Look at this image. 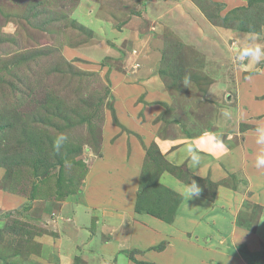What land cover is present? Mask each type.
<instances>
[{"label":"rangeland","instance_id":"obj_1","mask_svg":"<svg viewBox=\"0 0 264 264\" xmlns=\"http://www.w3.org/2000/svg\"><path fill=\"white\" fill-rule=\"evenodd\" d=\"M80 1L0 0V264H61L59 245L66 234L62 233V229L57 228L55 231L52 227L45 226L48 216L59 212L60 204L57 207L51 206L50 209L39 208L45 204L48 196L56 195L59 184V167L56 164L63 165L60 197L57 200H72L74 204L86 202V196L90 193L86 181L90 174L88 165L100 159H109L114 151L130 157L134 145L146 150V162L148 151L154 145L148 143L150 138L147 135L152 128L143 126L146 121L151 125H160L159 128L167 134L170 133L172 122L182 118L186 109L187 114L189 111L194 116L191 120L203 128L206 112H202L204 109L199 107L195 109L193 105L209 103L210 88L215 89L234 81L244 65L248 67L252 64L248 61H236L232 49L245 45H259L264 49V23L260 34L236 29L241 21L250 19L246 18L248 13H238L228 22L231 27H225L215 24L222 23L219 22L220 17H214L218 20L211 22L192 0H185L192 3L202 17L197 22L200 27L198 30L194 27L193 19H189L187 23L184 17L178 18L177 15L180 14L174 12V2L171 1H166L169 5L172 3V7L165 8V12L158 8L163 7L162 0L153 1L154 5L150 9L141 4L140 13L150 12L153 16L154 11V17L159 23H153L142 14L135 15V5L128 3V0H97L105 6L101 7L103 17H99V10L95 16L94 12L90 14L87 10H80ZM199 1L204 12L209 13L214 8L212 5L208 6L209 0ZM252 6L251 12L256 17L252 21L259 25L261 16H264V3H254ZM123 9H126L128 16L123 13ZM227 12L228 9L224 8L220 12L221 17ZM164 13L169 14L167 21L172 26H165L162 22ZM83 16L91 20V26L96 28L97 35L78 22ZM158 16L162 19H158ZM89 19H85L86 22ZM156 24L163 27L155 36L160 43H150V49L140 45L139 42L146 40L149 29ZM91 37L92 41H89ZM145 51L148 54L158 51L156 73L170 93V101L163 103L164 109L153 114L152 120L145 117L147 101L142 97L133 95L129 100V107H120L118 110L114 94L118 84L125 80L124 77H133L135 72L132 71H136V67L140 65L136 63L135 67L128 69L127 61L132 57L144 56ZM259 65H264V58ZM162 70L167 72L165 77L161 74ZM185 77L189 78L187 86L183 83ZM177 92L180 93L175 94ZM228 95L230 94L223 97L224 101L234 98ZM139 105L142 109L136 112L134 109H138ZM128 124H135V127ZM252 126L243 125L242 129L257 128ZM183 131L185 134L186 129ZM61 133L68 140L57 154L53 142ZM7 156L11 157L8 161L5 159ZM65 161L70 162L71 166H65ZM144 167L145 163L141 176L146 172ZM186 172L197 176L188 170ZM198 177L203 180L211 179L210 176ZM232 178L229 181L227 179L226 183L230 191H235L236 179L233 178V184ZM181 179L178 180L186 185V180ZM213 185L214 188L217 183ZM34 187H39V190L35 191L36 195L33 197ZM91 191L95 190L91 188ZM204 191L208 194L209 190ZM244 192L242 194L247 196V200L238 222L244 227L251 226L247 229L253 232L260 208L252 207L254 204L250 200L253 193L247 190ZM104 194L109 198L108 193ZM7 197L13 198L15 202L9 205L3 201L2 204V200ZM230 198L231 203L237 204L236 196ZM159 199L158 195L149 198L154 204L159 203ZM111 201L118 204L115 199ZM167 201L172 203L173 198ZM33 205L36 206L32 211ZM102 207H91V210L85 207L81 217L90 218L96 225L99 224L101 228L98 238L103 236V242H121V246L114 247L112 257L102 256L106 250L101 247L97 249L98 245L90 247L102 254L95 256L92 261L89 249L84 246L85 251L79 258V264H88L89 261L90 264H99L100 261L102 264H165L164 259L161 263L158 261L160 257L151 258L149 252L164 254L168 251L170 237L155 239V244L148 246L146 250L141 247L131 248V245L127 247L125 243H129L131 224L120 223L113 219L114 216H106L108 218L104 224V213L99 210ZM262 221L260 225L264 237V220ZM120 226L127 230L125 234ZM143 227L148 228L142 223L137 226L140 231L144 230ZM76 233L86 236L78 244V248L74 244L72 246L74 252L78 253L77 250L83 248L80 244L89 242V235L79 227L76 228ZM185 237L196 242L189 239V234ZM161 245L164 248L158 249ZM237 249L244 263L264 264V254L259 256L247 253L244 245H237ZM202 255L195 251L188 253L183 256L182 264H198ZM218 257L209 256L204 264H219ZM222 264H227L226 260Z\"/></svg>","mask_w":264,"mask_h":264},{"label":"crops","instance_id":"obj_2","mask_svg":"<svg viewBox=\"0 0 264 264\" xmlns=\"http://www.w3.org/2000/svg\"><path fill=\"white\" fill-rule=\"evenodd\" d=\"M129 1L130 4L131 2L134 3L136 11H140L141 4L144 3L150 9L153 7L152 2L155 0H142L143 3H139L137 0ZM166 1L174 2V6H170L172 3L169 5ZM162 2L163 7L159 6V9H164L165 12V8L172 7L174 12L180 14L177 15L178 18L183 19L184 17L187 19V23H189V19H193L195 21L193 23L194 27L200 30L197 22H200L202 17L192 3L185 0H162ZM214 2L225 4L228 11L236 7L247 6L248 3L247 0H214ZM101 7L104 8L105 6L97 0H81L78 6L80 10H87L90 14L94 12V16L99 10V17H103ZM123 10V13H127L125 12L126 9ZM149 13H144L142 16L153 23H159L154 17V11L153 16ZM168 15L164 13L162 14L164 18L158 16V19H162L165 26H172L167 21ZM94 18L97 20L96 17ZM134 18L140 19L138 17ZM85 19L89 18H80L78 22L96 33V28L91 26V20L89 19L90 21L86 22ZM160 28H163L160 24L152 26L149 29V34H146V40L139 42V44L145 47H149L150 43L156 45L159 41H156L155 36L161 30ZM93 38L95 39L94 36ZM145 52L144 56L132 57L134 61L132 58L127 61L128 69L132 66L135 67L136 63L140 65L136 67V71H132L135 72L133 77H124L125 80L118 84L114 94L117 97L116 108L118 110L120 107L123 109L128 108L129 100L132 99L133 95L134 97H142L144 101H147V104L145 103V117L152 120L153 114L155 115L164 109L165 105L163 103L170 101V93L156 73L155 66L159 62L158 51L153 52V54H148V51ZM259 63H252L248 67L244 65L236 74L234 81L227 82L215 89L210 88L208 91L209 103H206V105H193L195 109L199 107V109H204L202 112H206L203 128L199 127L197 122L191 120V117L194 116L189 111L187 114L186 109L182 118L175 119L172 122L170 133L166 134L162 128H159L160 125L158 124L151 125L148 121L143 124V126H150L154 130H150V134L147 135L150 138L148 143L156 144L167 161L193 174L195 173L197 176H210L211 179L209 180L217 183L215 198L209 199L199 196L188 200L181 194L185 185L170 173L164 172L160 177V183L183 196V201L179 205L174 221L167 224L150 215L139 214L135 210V204L142 168L145 163L146 150L139 147V145H134L132 147L134 151L130 157L122 152L114 151L109 159L105 161L100 159L94 161L95 163L92 165H88L90 174L86 181H88L87 188L90 193L86 196V202L81 201L74 204L72 200L60 202L57 199H52L45 200V204L39 207L50 209L51 206L57 207L60 204L61 208L58 207L59 212L48 216L45 226L52 227L55 231L57 228L62 229V233L66 234L63 237V242L59 245L60 257L62 258L61 264H75L76 258L79 259L85 251L84 246L89 249V255H92L91 261L95 259V256L99 257L102 254L96 249L91 250L90 247L98 245L97 249L101 247L106 250L105 255L102 256L112 257L114 247L121 246V242H103L101 240L103 236L98 238L100 237L98 232L101 228H99V224L96 225L90 218L84 219L81 217L82 213L85 212V207L91 210V207L93 209L99 206H103V209L99 208V210L104 213L105 219L102 220L104 224L109 216H114L113 219L120 223L127 222L131 224L129 243H125L127 247L131 245V248L141 247L146 250L148 246L155 244V239L160 240V238L170 237L168 251L164 254L159 255V253L152 254L149 252L151 258L160 257V259L157 258L160 263L164 259L165 264H182L184 263L183 256L195 251L196 254H203L198 264H204L206 258L209 256L215 258V255L219 256L217 258L219 264H222L223 260H226L227 264H246L238 252L237 245H244L249 253L264 254L263 228L260 225L264 220V168L255 166L257 156L264 151V145L256 142L260 135L258 130L264 129V65L260 67ZM178 93L180 92L175 94ZM227 94L234 98L224 101L223 97ZM140 106L134 110L140 112L142 109V107L139 108ZM209 118L213 119L210 120ZM128 125L135 127V124ZM243 125H253L252 127L257 126V128L255 130L252 128L243 130ZM183 129H186L185 134H183ZM214 137L222 142V149L217 147ZM193 156L198 158V163L193 164L191 162ZM231 176L236 179L237 190L235 191H230L226 183L232 178ZM91 188L95 191L92 192ZM245 190L253 193L251 200H249L257 207H252L255 209L260 208L256 225H253V232L248 230L251 228V222L248 225L249 228L240 225L238 222L240 216L242 217V210L247 200V196L242 194ZM104 193H108L109 198ZM233 195L236 196L237 204L231 203L230 197ZM112 199H115L118 204L112 202ZM3 201L9 205L15 202L11 197L2 200V204ZM107 202L108 204H106ZM35 206L33 205L32 211ZM141 223L147 225L148 228L143 227L144 230L140 231L137 226H140ZM78 227L89 235L87 239L89 242L80 244L83 248L77 250V253L74 252L73 244L78 248V244L86 238L82 233L77 235L76 228ZM120 228L123 234L127 232L121 226ZM186 234H189V239L196 242L189 241L185 237ZM99 264H102L101 261ZM128 264L130 263L128 262Z\"/></svg>","mask_w":264,"mask_h":264},{"label":"trees","instance_id":"obj_3","mask_svg":"<svg viewBox=\"0 0 264 264\" xmlns=\"http://www.w3.org/2000/svg\"><path fill=\"white\" fill-rule=\"evenodd\" d=\"M142 0H137V2L142 3ZM200 9L203 11V13L206 15L207 19H209L211 22H215L216 18L214 17H220L219 22L222 23H215L218 25H222L225 27H231L229 25V21L234 19L236 15L240 12L248 13L246 18V22L239 23V25L236 27L238 31L242 32H256V33H261L262 32V26L264 23V16L262 18L261 16V23L259 25H256L257 22H254L252 20H256V17H254V14L251 12L252 5L254 3H264V0H249L247 6H241V7H236L231 10H229L225 16L221 17L220 12L226 8V5L223 3L219 2H214L212 0H209L208 6H213L214 8L210 9L211 14L207 12H204V10L201 7V4L199 3V0H192ZM130 1L128 0V3ZM144 4V3H143ZM200 5V6H199ZM221 6V9H220ZM205 9V8H204ZM134 14L136 15H141L140 11H136L134 9ZM259 16V18H260ZM228 24V25H227ZM82 26V24H81ZM85 29H88L83 25ZM90 30V29H88ZM91 31V30H90ZM92 32V31H91ZM89 41H92V37ZM91 43V42H90ZM167 72L165 70L161 71L162 76H164ZM166 76V75H165ZM164 76V77H165ZM173 76V75H172ZM174 77V76H173ZM174 80H176L174 78ZM154 147V148H153ZM7 161L11 159L10 156H7L5 158ZM55 166L59 167V178H58V189L56 192L55 196H48L49 199H54L60 197V185L62 182V176L60 175L62 173L63 165L61 163L56 164ZM54 167V166H52ZM145 170L143 176H141L140 184H139V192L137 194L136 198V204H135V210L136 212L140 214H147L152 217H155L167 224H170L174 221L175 215L177 213V210L179 208V205L181 204L182 197L178 195L177 193L173 192L171 189L165 187L160 183V176L164 172H169L175 176H177L178 179L184 178L187 183H191L192 180H195L196 183L199 185L201 188V194L200 196L213 199L216 195L215 191L217 186L213 188V183L210 182L209 180H203L198 176H192L190 173L186 172L185 170L179 166H176L169 161H167L163 155L160 153V150L156 146V144L152 145V148L148 151V156L146 158L145 162ZM37 173V172H36ZM183 175H185L183 177ZM193 177V178H192ZM184 179H181L185 181ZM204 183V184H202ZM204 186V187H203ZM204 188V189H203ZM209 190L208 194H206L207 191L204 190ZM39 187H34L32 196L34 197L36 195L35 191L38 192ZM35 193V194H34ZM155 195L160 196V199L158 200L159 203H153L152 201L150 202L149 198L154 197ZM54 197V198H53ZM173 198V202L170 203L167 201V199ZM148 199V200H147ZM255 206V205H254ZM257 207V206H255ZM164 248L163 245H161L158 249ZM247 251V250H245ZM242 253V252H241ZM248 253V251H247ZM242 255L245 257V254L242 253ZM260 256V254H259ZM133 259V258H132ZM80 259H76L75 264H79ZM141 264H150V263H141Z\"/></svg>","mask_w":264,"mask_h":264},{"label":"clouds","instance_id":"obj_4","mask_svg":"<svg viewBox=\"0 0 264 264\" xmlns=\"http://www.w3.org/2000/svg\"><path fill=\"white\" fill-rule=\"evenodd\" d=\"M232 52L234 53V59L238 62L243 63L244 61H248L250 63H259L262 58H264V49H262L259 45L256 47H251V46H243V47H234L232 49ZM247 65H245L246 67ZM183 83L185 86L188 85L189 83V78L185 77L183 80ZM260 132V135L257 139V144L264 145V129L258 130ZM214 142L216 143L217 147L219 149L223 148L222 142L216 140L214 137ZM68 137L61 133L59 134L54 142H53V148L57 154L60 153L62 147L64 144L67 142ZM193 164L198 163V158L193 156L192 161ZM65 166L70 167L71 164L68 161H65ZM255 166L257 168H264V151L260 155L257 156L256 161H255ZM195 175V174H194ZM201 188L199 185L196 183L195 180H192L191 183H187L183 188L181 194L186 197L188 200L192 199L193 197H199L201 194Z\"/></svg>","mask_w":264,"mask_h":264}]
</instances>
